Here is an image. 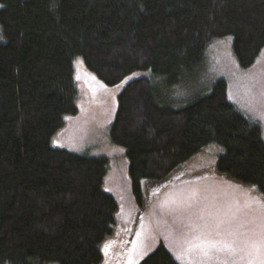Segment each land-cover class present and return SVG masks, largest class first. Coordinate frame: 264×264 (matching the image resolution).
Returning a JSON list of instances; mask_svg holds the SVG:
<instances>
[{
  "label": "trees",
  "instance_id": "1",
  "mask_svg": "<svg viewBox=\"0 0 264 264\" xmlns=\"http://www.w3.org/2000/svg\"><path fill=\"white\" fill-rule=\"evenodd\" d=\"M0 39V264H101V244L120 232L119 205L102 189L109 159L56 142L78 113V58L106 87L135 73L161 81L158 92L131 79L108 129L139 214L145 185L157 193L218 148L209 174L264 201L262 133L228 102L226 82L187 106L173 94L217 41L229 40L241 70L255 64L264 0H0ZM140 264L177 263L159 247Z\"/></svg>",
  "mask_w": 264,
  "mask_h": 264
},
{
  "label": "rangeland",
  "instance_id": "2",
  "mask_svg": "<svg viewBox=\"0 0 264 264\" xmlns=\"http://www.w3.org/2000/svg\"><path fill=\"white\" fill-rule=\"evenodd\" d=\"M206 52L202 71L183 80L185 90H175L173 94L180 95L182 101L185 97L186 102L182 106H187L209 92L218 80L225 81L228 102L260 128L264 141V119H261L264 115V97L261 96L264 92V49L255 64L247 70L238 67L227 39L215 42ZM85 72L81 59H76L74 74L77 79L78 113L69 118L64 130L56 136V142L75 154L104 157L110 161V167L102 181V189L117 201L122 218L118 223L120 232L114 237H107L100 246L103 257L101 264H140L159 247L164 248L177 264H181L176 258L177 246L173 239L186 231L182 225L188 222V217L184 212L172 210L193 189L201 206L239 205L242 219L255 218L259 222V218L264 215L262 198L232 181L209 174L216 157L222 153L219 148L214 150L216 153L204 152L187 162L173 179L167 183H159L156 188L158 192L151 196L150 191L154 189L150 188L153 184H149L148 188L145 185L143 194L148 196V205L139 214L130 192L128 160L122 148L109 142L108 129L115 116L117 96L126 84L136 77L150 80L152 76L149 73H135L115 86L106 87L98 84L90 73ZM150 81L161 92V81ZM253 97L256 103L250 108Z\"/></svg>",
  "mask_w": 264,
  "mask_h": 264
},
{
  "label": "snow or ice",
  "instance_id": "3",
  "mask_svg": "<svg viewBox=\"0 0 264 264\" xmlns=\"http://www.w3.org/2000/svg\"><path fill=\"white\" fill-rule=\"evenodd\" d=\"M255 103L253 97L249 107ZM172 211L188 217L182 225L186 231L173 239L181 264H264V215L257 223L255 218L242 219L239 205L201 206L194 189Z\"/></svg>",
  "mask_w": 264,
  "mask_h": 264
},
{
  "label": "crops",
  "instance_id": "4",
  "mask_svg": "<svg viewBox=\"0 0 264 264\" xmlns=\"http://www.w3.org/2000/svg\"><path fill=\"white\" fill-rule=\"evenodd\" d=\"M62 146V145H61ZM63 147V146H62ZM64 148V147H63Z\"/></svg>",
  "mask_w": 264,
  "mask_h": 264
}]
</instances>
